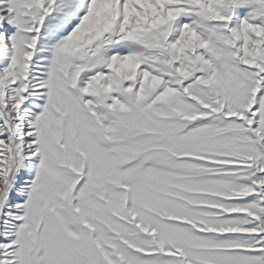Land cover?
I'll use <instances>...</instances> for the list:
<instances>
[{"label":"snow or ice","instance_id":"6c2138e0","mask_svg":"<svg viewBox=\"0 0 264 264\" xmlns=\"http://www.w3.org/2000/svg\"><path fill=\"white\" fill-rule=\"evenodd\" d=\"M0 264H264V0H0Z\"/></svg>","mask_w":264,"mask_h":264}]
</instances>
